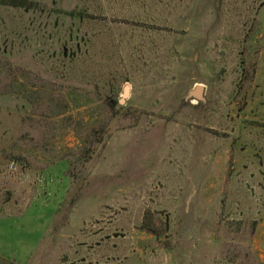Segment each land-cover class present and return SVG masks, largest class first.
<instances>
[{"label": "rangeland", "instance_id": "374dc122", "mask_svg": "<svg viewBox=\"0 0 264 264\" xmlns=\"http://www.w3.org/2000/svg\"><path fill=\"white\" fill-rule=\"evenodd\" d=\"M26 1L0 6V148L34 195L1 207L0 254L24 255L56 215L51 264H264V0ZM49 96L55 137L15 147ZM2 185L0 204L16 193Z\"/></svg>", "mask_w": 264, "mask_h": 264}, {"label": "trees", "instance_id": "16d2710c", "mask_svg": "<svg viewBox=\"0 0 264 264\" xmlns=\"http://www.w3.org/2000/svg\"><path fill=\"white\" fill-rule=\"evenodd\" d=\"M31 5H32V3H30L26 0H0V6L10 7V8H15V9H27V10H29L32 8ZM19 87H22V86L19 85ZM23 88H25V87H23ZM13 94H22L24 96V98L28 99L31 103L36 100L34 98V96H36V94H34V92H31V89H29V88L27 89V91H23V90L17 88V91L13 92ZM38 99H40V98H38ZM43 101H44L43 103L47 106V109H53V110H50V111H52V114L49 115V111L47 113L42 112L41 115L38 116L39 120L35 119L36 115L34 113H33L32 117L26 118L22 122V124L24 123L23 127H25V131L19 137V140L16 143L15 147L16 146H17V148L28 147L29 149H32V150L33 149H38V150L42 149L43 150L44 148H46L47 144L49 143V138L55 137V136H53L54 128L51 125L50 121L53 118L57 119L60 116H62L63 113L65 112V110L63 109V107H60V105H59L61 102V99L59 97L54 99V98L49 96V98H47L46 100L43 99ZM51 102H54V103H51ZM63 102H64L63 104H66L65 101H63ZM52 105H53V108H50ZM66 105H65V107H66ZM33 107L35 110L37 109L34 105H33ZM33 123H34V126H33ZM102 132H103V130L100 131V134ZM41 133L44 135H42ZM37 134H40L39 135L40 137H39V139L36 140V138L34 136H36ZM98 134H99V132L95 128H89L86 131H83L81 134H79L80 136H78V138L80 140H82L81 147H82L83 152H89V149L86 147H87V145L92 144L91 143L92 138L96 137ZM71 156L72 155H67V153H66L60 157L59 162L67 160L68 158H71ZM74 157L77 158L78 160H83L84 156H82V154H81L80 157H77L75 154ZM23 159L24 158L21 155V156L17 157L16 161H23ZM21 166L22 167L24 166V168H25V166H27V165H26V163H23V164H21ZM150 215H151L150 213L146 214V222L144 223L142 230L149 235H153L154 237H159V234H156L153 227H151V225H149V221L151 219ZM1 263L10 264L9 262H6L4 260H0V264Z\"/></svg>", "mask_w": 264, "mask_h": 264}, {"label": "crops", "instance_id": "0c3cea01", "mask_svg": "<svg viewBox=\"0 0 264 264\" xmlns=\"http://www.w3.org/2000/svg\"><path fill=\"white\" fill-rule=\"evenodd\" d=\"M3 162H4L3 149L0 148V185L9 183L11 184L10 186L11 188L12 186L14 187L13 190H15L16 193L15 195L11 194L12 189L10 190L11 192H8L7 189L4 190L10 193V195L5 197L6 198L5 201L2 204H0V209L3 206L17 207L18 205L21 204L25 205L26 203L31 202L32 197L34 195V191L32 188L34 182H32V175H31L32 173L29 172L30 168L25 169L24 167L18 164L17 165L14 164V162L9 164H2ZM42 174L43 172L41 173V175ZM22 185L27 188L26 193H24L23 195L20 193L18 194V188L19 187L22 188L23 187ZM28 186L30 187L29 191H28ZM2 187L3 185L0 186V188ZM66 194H67V190L65 195ZM55 217L56 215L54 216L52 221H50L51 223L45 226V232H44L45 234L44 235L42 234L41 239L38 241L36 246L32 247V249H29L27 252H25L24 255H21L19 252H17L18 255L15 254L14 256L9 258L6 257L5 255L0 254V260H4L6 262H9L10 264H51L50 262H47V260L43 258L47 252H45V250L41 246L45 241L49 228L50 226H52ZM38 255H39L38 261L35 263L36 256Z\"/></svg>", "mask_w": 264, "mask_h": 264}, {"label": "water", "instance_id": "95a60500", "mask_svg": "<svg viewBox=\"0 0 264 264\" xmlns=\"http://www.w3.org/2000/svg\"><path fill=\"white\" fill-rule=\"evenodd\" d=\"M128 92L127 87L124 88V95L126 96ZM188 98H194L197 101L204 103V98H203V89L199 86H196L192 91H190L187 95V99Z\"/></svg>", "mask_w": 264, "mask_h": 264}, {"label": "flooded vegetation", "instance_id": "af4514ba", "mask_svg": "<svg viewBox=\"0 0 264 264\" xmlns=\"http://www.w3.org/2000/svg\"><path fill=\"white\" fill-rule=\"evenodd\" d=\"M199 103H201V102H199Z\"/></svg>", "mask_w": 264, "mask_h": 264}]
</instances>
